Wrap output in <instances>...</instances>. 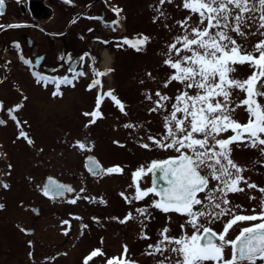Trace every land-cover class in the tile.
Instances as JSON below:
<instances>
[{
  "label": "rangeland",
  "instance_id": "374dc122",
  "mask_svg": "<svg viewBox=\"0 0 264 264\" xmlns=\"http://www.w3.org/2000/svg\"><path fill=\"white\" fill-rule=\"evenodd\" d=\"M75 1L77 3L74 4ZM89 1L91 0H5V11L0 14V25H3L0 27V81L3 70L7 75V79L3 78L0 84V120L4 121L0 123V152H7L6 162L11 165L9 174L3 177L8 187L0 186V204L4 205L0 209V264H84L85 257L94 249H100L103 255L93 257L88 264H107L114 257L120 258V264H158L164 258L149 245H157L163 239L161 231H158V222L167 220L163 216L165 212L153 207L155 223L149 237L141 236L135 241H128V244L120 241L117 245L108 246L109 241L101 229L95 233L86 229L84 233L82 229L80 234L75 231L72 236L71 231L87 220L85 207L91 204L80 200L73 203L71 200L50 199L44 194L42 184L48 173L64 180H72V172L80 169L79 153L75 152L77 147L74 148V143L70 141L71 130L75 127V132L82 131L83 123L93 119L84 113L97 109L98 97L101 115L95 121H118L123 127V143L111 142L96 147L106 166L118 163L123 169L137 171L141 166L147 167L152 161L161 160L176 152L172 148L158 147L148 137L163 139L166 132L164 117L173 110L175 97L185 91V85L179 81H170L176 70L164 61L169 56L173 60L178 56L175 49L169 50V45L175 43L177 37L190 33L189 26H195L199 16L185 9L183 0H165L163 4L160 0H100L99 7L105 5L109 8L107 19H122L123 28L111 32L93 18L89 22L87 19L91 12L86 13L82 19L73 21L67 28L72 16ZM117 9L120 10L119 13ZM189 16L191 19H188L187 25L182 26L180 22ZM256 16L258 18L259 13ZM249 24L247 29H243L247 33L245 37L231 32L229 34L236 39L237 44L252 52L254 46L264 39L260 34L264 29L258 31L257 23L250 21ZM9 25L20 26L8 27ZM88 25L90 27L86 28ZM144 36L149 39L139 46V50L132 43L124 42V38L134 42ZM31 39L33 41L30 44ZM87 47L91 55H88L83 68L88 66L89 73L75 87H63L60 81L42 86L41 81H36L19 59L20 54L26 55L27 49L45 52L46 60L53 64L61 49L64 48V52L73 49L76 54L84 52ZM177 48L181 49L180 56L190 54L183 50L182 43H177ZM104 54L109 57L106 65H103ZM253 54L259 55L258 52ZM235 67L236 70L231 75L241 81L254 71L248 63ZM98 72L107 74L97 75ZM54 75L56 73L53 77ZM48 76L50 77L49 74ZM97 79L100 83L90 87ZM166 82L167 87L164 86ZM108 90L123 103V111L110 96L105 98ZM187 91L189 95L196 92L195 89ZM55 92L61 94L54 95ZM157 92L171 98L160 101L163 108H157ZM245 95L243 91L233 89L232 106L235 107ZM257 99L259 100L258 97ZM20 104L23 106L17 109L15 106ZM152 108L157 110L150 111ZM9 109L13 111L10 112ZM181 115L177 113L178 117ZM232 118L242 125L246 124L250 118L246 106L235 107ZM21 131L27 134L32 144L20 135ZM100 132L105 133V129ZM234 134L229 129L221 132L217 138ZM95 142L96 140L93 143ZM143 144H148L149 147L145 148ZM261 147L264 146L253 148L245 141L231 149L233 157L239 155L242 159H248L247 155L254 156V165L249 167L247 175L251 176L252 184L256 185L255 188H249L251 183H243L240 187L244 189L242 192L230 193V204L236 210L233 214L254 215L261 211V203L264 201V193L260 191L264 188V155L261 154ZM242 173H247L246 168ZM145 200L153 203L149 197ZM34 205H40L39 216L31 211ZM96 205H100V201ZM230 218L231 216L221 217L211 224L201 219V223L220 233ZM180 221L181 218L178 217L177 223L168 222L164 225L169 229L167 234L170 237L179 238L184 233L191 235V225L186 223L182 229ZM89 222L94 223V220L89 218ZM255 223L260 221L238 222L229 230L226 240L235 239L242 228ZM28 227L35 229L33 235L27 232ZM108 237L110 236L107 235ZM66 240L69 241L54 247L55 243ZM125 245L127 253L123 255ZM165 246L169 249L177 247L175 243L169 244L167 241L161 245ZM149 252L154 254L149 255ZM231 254L232 247L225 245L224 258L229 259ZM164 255L172 261L178 259L171 251ZM205 264L213 262L206 261ZM256 264L261 262L257 260Z\"/></svg>",
  "mask_w": 264,
  "mask_h": 264
},
{
  "label": "snow or ice",
  "instance_id": "6c2138e0",
  "mask_svg": "<svg viewBox=\"0 0 264 264\" xmlns=\"http://www.w3.org/2000/svg\"><path fill=\"white\" fill-rule=\"evenodd\" d=\"M160 2L163 4L165 0ZM3 5L4 0H0V9ZM183 7L190 13L197 14L199 21L195 26H189L190 33L177 37L176 42L169 45V50L175 49L178 58L173 60L169 56L164 62L176 70L170 81H179L185 85V91L175 97L173 110L164 117L166 132L163 139L148 137L158 147L175 149L179 155L164 160H154L147 167L141 166L134 173V178L152 174L154 179L151 187L141 190L137 183L135 199L140 200L150 193L155 194L159 199L153 201V207L165 213L176 212L189 217L187 223L191 225L193 231L191 235L184 233L177 238L170 237L167 234L169 229L165 227L161 231L163 239L157 245H149V247L164 257L158 261V264H165V261H168V264H205L206 261H212L213 264H238V262L256 264L257 260L264 264V201L261 203V211L254 215L233 214L231 209L222 207L230 203L226 198L228 193L244 190L239 187L240 182L244 180L241 175L244 169L231 158L230 145L247 141L253 148L264 146V102H262L264 101V39L254 46L252 52H249L242 45L237 44L236 39L229 34L231 32L236 36L245 37L247 33L243 29L250 26V21L258 24V31L264 29V0H183ZM116 11L119 13L120 10ZM256 13H259L258 18ZM188 19H191V16L180 22L181 25L186 26ZM260 34L264 37V32ZM148 39L144 36L130 42L124 38V42L132 43V46L139 50V46ZM177 43H182L183 50L190 54L180 56L181 49L177 48ZM253 52H258L259 55L256 56ZM244 63H248L254 71L244 80H237L231 74L235 72L236 65ZM105 74L107 73H97V75ZM36 75L40 79L47 80L46 77H39L38 73ZM61 82L71 83L67 77ZM99 83V80H95L90 87ZM167 84L168 82L164 86L167 87ZM187 89H195L196 92L194 95H189ZM233 89L246 93L245 98L235 105V107L246 106L249 113L250 118L243 125L232 118V113L235 111V107L232 106ZM107 95L123 111V103L112 94L111 90ZM156 96L159 97L156 101L157 108L164 107L160 101L171 99L159 92ZM148 99H151V96H148ZM99 104L98 97L97 109L91 113H84L85 116L93 118L89 121L90 124H94L95 118L101 115ZM22 106L20 104L15 107L18 109ZM157 108H152L150 111H156ZM177 113L182 115L178 117ZM13 119H16L15 116ZM0 123L4 121L0 120ZM229 129L235 134L227 139H217L221 132ZM20 135L28 139L23 131ZM209 141L212 143L210 144ZM28 143L33 142L28 139ZM77 144L80 148H85L84 143L78 141ZM142 146L149 147L148 144ZM260 151L264 155V147H261ZM88 161L95 165V168L99 167L93 157L89 156ZM95 168L90 170L95 171ZM104 171L115 173L121 172L122 169L120 166H113ZM157 171L161 174L158 178ZM210 178L219 182L211 189L208 188ZM159 181H164L166 186ZM3 186L8 187L6 184ZM248 187L255 188L256 185L249 184ZM63 188V185L57 184L54 187H46L44 192L45 195L49 191L54 195L61 194L60 190ZM260 191L264 193V188ZM202 192L205 194L203 199L199 198ZM125 199L127 200V197ZM3 208L4 205L0 204V209ZM137 211L144 214L146 210ZM225 216L231 218L227 220L220 233L201 223L202 217L207 224H211ZM131 218L132 215L129 213L121 223ZM257 220L260 223L242 228L235 239L226 240L227 233L238 222ZM181 228L183 229L184 225H181ZM165 241L169 244L175 243L177 247L170 249L166 246L161 247ZM225 245L232 247L229 259L224 258ZM167 251L175 253L178 259L172 261L170 257L165 256L164 253ZM126 253L125 245L123 255ZM98 255H103L102 251L94 249L85 257L84 264H88L89 260ZM107 264H120V258H111Z\"/></svg>",
  "mask_w": 264,
  "mask_h": 264
},
{
  "label": "flooded vegetation",
  "instance_id": "af4514ba",
  "mask_svg": "<svg viewBox=\"0 0 264 264\" xmlns=\"http://www.w3.org/2000/svg\"><path fill=\"white\" fill-rule=\"evenodd\" d=\"M90 5V6H89ZM89 7L86 11L92 10V16L98 17L104 16L109 10L104 6L99 7V1H91L85 8ZM71 26V23L68 27ZM34 46L35 45L34 43ZM64 49H61L54 58L55 62L53 64H49L46 60L45 52H37V54H45V58L43 62L36 68L40 73H46L51 69H54V72L62 71L66 73L69 69L70 62L66 61V55L69 51L65 52ZM70 53V52H69ZM32 50L26 49V55H24V60L27 59L31 66L34 65L35 56L32 55ZM22 62V63H23ZM80 64L75 68L77 71L80 67ZM3 65V64H2ZM51 68V69H48ZM74 71V72H75ZM90 120H87L83 123L82 131L75 132V127L71 130V139L70 141L74 144L72 146L76 148L75 152L79 153L78 157L80 159V169L72 172V180H69L70 184L73 186V192L67 194V198L72 201L83 200L87 204H91L87 208L85 207V218L87 220L84 223L79 224L77 228L71 231L72 236L76 234H80L82 229L90 230L93 233L97 232L99 229L103 232L102 234L109 241V245H117L120 241H125L128 244V241H135L139 237H149L150 230L153 229V224L155 223V217L153 212L152 202H148L145 200L146 197L151 198L153 201L157 200L155 194L150 193L148 196L143 199L137 200L135 199L137 193V183L141 190L147 189L152 186V176L151 174L143 175L142 177L134 178V173L136 170L123 169L122 165L120 168L121 172L115 173H107L106 169L119 166L118 163H112L111 165L105 166L103 161L101 160L100 153L97 150V146L100 144L107 143H119L123 142L122 135V125L118 121H111L103 123L101 121L96 122L94 124L89 123ZM87 125V127H86ZM105 129V133L100 132V130ZM120 133V135H119ZM217 139H227V138H217ZM96 140L95 143H93ZM74 141V142H73ZM81 142L85 144V148H80L77 142ZM211 144L212 142L209 141ZM239 142L233 143L230 145V148L233 149V146L238 145ZM5 151L0 152V183L3 180V177L8 175L9 164L6 162L7 157L5 156ZM231 154V153H230ZM89 155H95L102 163L103 169L98 175H94L86 166V158ZM179 153L174 152L167 155L165 158L170 156H176ZM247 155V154H246ZM247 158H240L239 155L233 157L231 154V158L233 161L243 169L246 168L247 173H242L241 175L244 177L239 184V187L243 183H253L251 176L249 177V167H252L255 162L254 156L251 157L247 155ZM48 175H54L48 173ZM81 177V179H80ZM219 183L216 180H212L210 178L208 188H214L216 184ZM123 193V195H121ZM231 193V192H230ZM227 194V199L230 201L229 195ZM204 193L199 194V198H204ZM218 195V194H217ZM127 197V200L125 199ZM100 201V205H96V203ZM199 208V206H196ZM224 208L231 209L232 213H235V209L231 206V204L222 205ZM138 209H145V213L141 214L138 212ZM218 211V210H217ZM131 213L132 218L128 219L126 222L121 223L125 217ZM165 219L164 222H158L159 230L162 231L165 228L164 225L170 223H177L178 217L181 218V225H185L190 219L184 215L178 214L176 212H168L163 215ZM89 218L94 220V223L89 222ZM201 219H204L203 217ZM216 221V220H215ZM72 223H70L71 225ZM251 226V225H250ZM248 226V227H250ZM107 235L110 236L107 238ZM58 243V242H57ZM72 242L70 241V244Z\"/></svg>",
  "mask_w": 264,
  "mask_h": 264
},
{
  "label": "water",
  "instance_id": "95a60500",
  "mask_svg": "<svg viewBox=\"0 0 264 264\" xmlns=\"http://www.w3.org/2000/svg\"><path fill=\"white\" fill-rule=\"evenodd\" d=\"M4 6H5V5H3L2 9H1L2 12H4ZM41 58H42V57H41ZM160 175H161V174L157 171V174H156L157 178H158ZM159 182H160L161 184H165L164 181H159ZM57 184H59V185H63V186H64V188H63L62 190H60V191H61V194H56V195H54L52 191H49L47 195H49V196H55V197H60V196H63L67 191H69L68 189H71V188L69 187L68 184H64L63 182L59 181V180H58L57 178H55V177H49V178L47 179V181L44 183L43 187H44V189H45L46 187H49V186L54 187V186L57 185ZM165 186H166V184H165ZM32 209H33L34 214H38V213H39V207L36 206V207H33ZM29 232H32V230L29 229Z\"/></svg>",
  "mask_w": 264,
  "mask_h": 264
},
{
  "label": "bare ground",
  "instance_id": "6f19581e",
  "mask_svg": "<svg viewBox=\"0 0 264 264\" xmlns=\"http://www.w3.org/2000/svg\"><path fill=\"white\" fill-rule=\"evenodd\" d=\"M104 55H106V54H104ZM108 60H109V57H107V55H106L104 60H103V65L108 64V62H109Z\"/></svg>",
  "mask_w": 264,
  "mask_h": 264
}]
</instances>
